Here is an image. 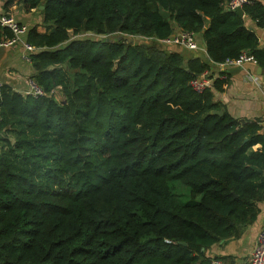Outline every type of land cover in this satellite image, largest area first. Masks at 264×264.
Segmentation results:
<instances>
[{
  "label": "trees",
  "instance_id": "trees-1",
  "mask_svg": "<svg viewBox=\"0 0 264 264\" xmlns=\"http://www.w3.org/2000/svg\"><path fill=\"white\" fill-rule=\"evenodd\" d=\"M228 1L4 0L5 13L40 10L47 31L25 35L45 93L0 85V264H210L208 249L255 220L262 119L214 100L226 79L190 83L243 52L264 69ZM243 8L264 28L263 1ZM178 30L203 40L204 60L161 42ZM12 36L0 24V42Z\"/></svg>",
  "mask_w": 264,
  "mask_h": 264
},
{
  "label": "crops",
  "instance_id": "crops-1",
  "mask_svg": "<svg viewBox=\"0 0 264 264\" xmlns=\"http://www.w3.org/2000/svg\"><path fill=\"white\" fill-rule=\"evenodd\" d=\"M264 2V0H261ZM4 0H0V14L4 13ZM10 13L15 15L21 23L29 27L37 26L40 32H46L47 28L42 23L40 10L32 9L25 11L21 3L13 5ZM246 24L255 29L259 42L264 47V28L256 26L255 22L243 15ZM26 40L24 36L21 43L9 46L7 56L0 66V82L10 83L16 90L24 92L28 89L27 79L32 77L34 72L31 63L23 59L24 46ZM198 53L204 60L207 57L203 40L198 37ZM187 49V48H186ZM190 50V49H189ZM196 51V50H195ZM259 65L253 62H245L239 66H229L222 68L220 65L210 71L213 86L214 81L226 79L222 90L214 88V100L222 103L224 107L236 118L252 120L262 119L264 125V73L258 72ZM222 72H225L224 74ZM260 143L254 146L255 149L261 147ZM259 211L253 222L244 227L239 237L222 240L207 250V256L220 261V264H245L254 248L260 229L264 225V197L257 201ZM212 262L210 264H212ZM216 264V263H214Z\"/></svg>",
  "mask_w": 264,
  "mask_h": 264
},
{
  "label": "built area",
  "instance_id": "built-area-1",
  "mask_svg": "<svg viewBox=\"0 0 264 264\" xmlns=\"http://www.w3.org/2000/svg\"><path fill=\"white\" fill-rule=\"evenodd\" d=\"M249 2H251V0H229L227 3V7L230 9H237L238 7H244ZM0 24L2 26L8 27L13 32V36L0 42V45L12 46L18 42L21 43L23 37L29 30V26L27 24L19 22L15 15L11 14L10 12H4L0 14ZM161 42L166 45H180L190 50L199 49L196 34L191 31L178 30L170 37L161 40ZM23 46V59L31 63L32 54L36 50V47L27 40L23 42ZM245 62L257 63L256 59L250 53L243 52L239 57L227 58L219 65L222 68H226L229 66H239ZM190 83L194 90H196L197 92H203L212 84V77L210 75V72L206 70L200 73L199 75L193 77ZM2 84L3 83L0 82V85ZM27 84L28 89L24 91V93L32 94L34 96L43 95L45 93L43 88L33 77H29L27 79ZM214 263L220 264V261L215 260L214 262H212V264ZM245 264H264V225L258 233L256 244Z\"/></svg>",
  "mask_w": 264,
  "mask_h": 264
},
{
  "label": "water",
  "instance_id": "water-1",
  "mask_svg": "<svg viewBox=\"0 0 264 264\" xmlns=\"http://www.w3.org/2000/svg\"><path fill=\"white\" fill-rule=\"evenodd\" d=\"M44 6L43 5H41L40 6V8L42 9ZM237 12L240 14V15H244V8L243 7H238L237 9ZM159 12H160V14H161V16L162 17H165V18H167V17H169L170 15H171V13L168 11V10H166V9H164V7L162 6V5H160L159 6ZM105 37L104 36H100L99 37V39H104ZM122 38H126L127 40H129L130 42L131 41H133L132 39H131V36H125V35H121V36H118V39H122ZM106 40H108V38H106ZM110 42H112V41H110ZM8 49H9V46H6V45H0V66H1V64H2V61H3V59L7 56V51H8ZM258 72L261 74V73H264V69L261 67V66H259V68H258ZM224 112H225V108L224 107H222V108H220V109H214V110H212V113L213 114H219V115H223L224 114ZM241 120V122H245V120L244 119H240ZM261 172H263V170H261Z\"/></svg>",
  "mask_w": 264,
  "mask_h": 264
},
{
  "label": "rangeland",
  "instance_id": "rangeland-1",
  "mask_svg": "<svg viewBox=\"0 0 264 264\" xmlns=\"http://www.w3.org/2000/svg\"><path fill=\"white\" fill-rule=\"evenodd\" d=\"M82 36H83V35H82ZM133 39H135V40H142V39L139 38V37H134ZM113 40H114L113 37L108 38V41H113ZM55 94H56V96H57L59 99H63L62 92H61L59 89H57V90L55 91Z\"/></svg>",
  "mask_w": 264,
  "mask_h": 264
}]
</instances>
